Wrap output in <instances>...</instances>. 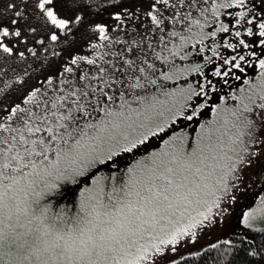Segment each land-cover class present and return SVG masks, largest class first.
I'll return each mask as SVG.
<instances>
[{"label":"snow or ice","instance_id":"1","mask_svg":"<svg viewBox=\"0 0 264 264\" xmlns=\"http://www.w3.org/2000/svg\"><path fill=\"white\" fill-rule=\"evenodd\" d=\"M35 45L60 59L0 98V264H264V195L233 212L246 175L264 184V0H0L3 63Z\"/></svg>","mask_w":264,"mask_h":264},{"label":"rangeland","instance_id":"2","mask_svg":"<svg viewBox=\"0 0 264 264\" xmlns=\"http://www.w3.org/2000/svg\"><path fill=\"white\" fill-rule=\"evenodd\" d=\"M47 43V41H46ZM37 47V54L36 56H33L31 53L26 52L25 57L23 59H17L12 58L9 59L7 62V65L3 63V54H0V68H4L7 72V75L0 74V98L3 97L5 93L10 95L12 99H15L18 95L17 89H20V85L17 84L13 80L14 74H23V72L27 71L29 73V77L26 78L28 80L29 84H32L35 82V79L42 74V72L46 69V65L41 62V58H47V59H55L59 60L60 58H51L48 57V54L43 52L40 49V46L35 45ZM210 46V45H209ZM51 51V48L49 49ZM230 51V50H229ZM195 59L199 60L202 59V57H196ZM254 63V62H253ZM210 67V66H209ZM259 71V69H254L252 66H247L245 73L241 74L245 79L251 77L252 79L256 78V73ZM195 74L189 77V80H192L193 82L196 80ZM5 81L10 82L9 86L5 87ZM183 80L177 81V84L182 83ZM171 83V82H170ZM243 85V79L236 80L235 78L230 79L229 85H223L221 82V85L219 86L221 88L220 95L225 96L230 91H237L241 86ZM211 103L219 104L220 101L215 97H210ZM227 103L230 105L233 103L231 98L227 100ZM212 119V112H211V106L210 104L206 106V110H202L201 115L197 116L195 118V122H188V121H181L177 126H173L171 130L168 131V136H171L172 132L175 131L177 133L186 131L191 132L192 136L195 135L194 132H192L193 128H197L200 122H206ZM168 136H164L163 139H167ZM163 143V140L160 136L151 138L149 142H147V147L143 149L141 152L133 154H122L118 161V167L119 169H126L128 165L132 164L135 159H138L140 156L144 155L146 152H151L153 150L159 149ZM114 169L111 165H109L108 168H102L99 174H107L111 171H114ZM87 183H91V181H87ZM85 182L82 181L80 183V187H84ZM66 187L74 189V197L79 195V188H77L75 185H67ZM241 191L243 195L238 197L237 204L233 206V212L234 213H240L243 210H246L248 207L256 206L259 202V199L262 195H264V184L261 183L259 179H257V176L254 174H248L245 176L244 182L241 185ZM73 197V198H74ZM58 203H56V210H58V205L61 203H72V200H68L64 197H57L56 198ZM75 209H73L74 211ZM225 228L228 227H242V225L238 224V220L235 215H230L227 218ZM222 231L224 229H217L214 231L211 235L205 237L201 236V239L198 244L196 245H189L190 249L192 251H199V245L204 243L205 239L213 240L214 237L221 235ZM181 251H184L183 249ZM187 256V255H186Z\"/></svg>","mask_w":264,"mask_h":264},{"label":"trees","instance_id":"3","mask_svg":"<svg viewBox=\"0 0 264 264\" xmlns=\"http://www.w3.org/2000/svg\"><path fill=\"white\" fill-rule=\"evenodd\" d=\"M214 259L215 254L210 250L207 253L202 252L199 257L186 256L187 264H213Z\"/></svg>","mask_w":264,"mask_h":264}]
</instances>
